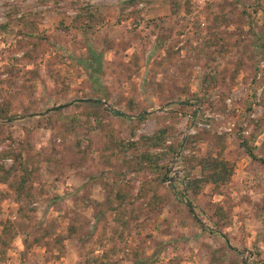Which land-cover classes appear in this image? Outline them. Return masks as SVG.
<instances>
[{
    "label": "rangeland",
    "instance_id": "1",
    "mask_svg": "<svg viewBox=\"0 0 264 264\" xmlns=\"http://www.w3.org/2000/svg\"><path fill=\"white\" fill-rule=\"evenodd\" d=\"M84 259L264 264V0H0V264Z\"/></svg>",
    "mask_w": 264,
    "mask_h": 264
},
{
    "label": "trees",
    "instance_id": "2",
    "mask_svg": "<svg viewBox=\"0 0 264 264\" xmlns=\"http://www.w3.org/2000/svg\"><path fill=\"white\" fill-rule=\"evenodd\" d=\"M90 60L91 61L89 66L91 67V69H93L94 68L93 64L95 60H92V58ZM70 118L74 119V117L72 116ZM6 120H9V118H6ZM166 138H167V132L165 131V128H161L155 131L152 135L145 136L144 140L148 143V145L155 147V146H159ZM243 146L246 148L247 153L251 157L256 158L252 151V147H250L246 142L243 143ZM170 148H172V146ZM8 155L9 154L7 153L5 154V156ZM141 157H143L149 163V166L151 168L157 169L159 163L157 162V160L155 159L152 153L149 152L144 153L143 155H141ZM21 170L23 177L21 178L20 181H18L20 186H22V184L26 180V173H27L26 166H22ZM231 173H232V165H230L228 161L219 157H209L203 163H201V175L199 177L190 179L188 181V184L194 192L197 191L199 183L202 181L212 183L213 185L218 187L229 179ZM3 179L6 180L5 177ZM116 195H118V193H116ZM118 196L121 199L123 198V196L121 195ZM79 264H93V262H90L88 259H84V261Z\"/></svg>",
    "mask_w": 264,
    "mask_h": 264
}]
</instances>
